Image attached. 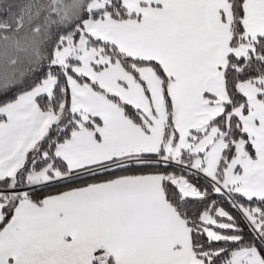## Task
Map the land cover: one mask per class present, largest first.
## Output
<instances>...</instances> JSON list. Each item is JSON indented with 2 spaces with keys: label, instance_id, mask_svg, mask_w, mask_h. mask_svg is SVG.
Returning a JSON list of instances; mask_svg holds the SVG:
<instances>
[{
  "label": "snow or ice",
  "instance_id": "snow-or-ice-1",
  "mask_svg": "<svg viewBox=\"0 0 264 264\" xmlns=\"http://www.w3.org/2000/svg\"><path fill=\"white\" fill-rule=\"evenodd\" d=\"M0 264H264V0H0Z\"/></svg>",
  "mask_w": 264,
  "mask_h": 264
}]
</instances>
